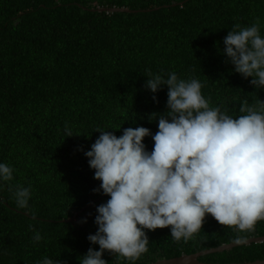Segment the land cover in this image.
Listing matches in <instances>:
<instances>
[{"label":"trees","instance_id":"trees-1","mask_svg":"<svg viewBox=\"0 0 264 264\" xmlns=\"http://www.w3.org/2000/svg\"><path fill=\"white\" fill-rule=\"evenodd\" d=\"M0 0V163L13 169L0 182V264H80L97 231L102 195L84 152L110 131L127 128L158 131L167 112V86L153 94L148 77L198 79L210 106L239 116L244 101L264 102L223 54V40L234 25L259 20L264 36V0ZM126 8L134 13L98 12ZM159 8L155 11L143 12ZM155 95L156 100H153ZM157 119L149 121V116ZM73 135L67 137L65 128ZM153 149L151 136L144 138ZM29 188L27 208L14 199ZM72 223L69 219L91 201ZM86 220V223H81ZM148 252L134 264L194 254L236 237L264 236V221L250 233L219 225L206 216L201 230L177 242L170 229L145 230ZM39 232L42 239L33 242ZM107 264H133L105 252ZM264 259V243L205 255L203 263H242Z\"/></svg>","mask_w":264,"mask_h":264},{"label":"clouds","instance_id":"clouds-1","mask_svg":"<svg viewBox=\"0 0 264 264\" xmlns=\"http://www.w3.org/2000/svg\"><path fill=\"white\" fill-rule=\"evenodd\" d=\"M223 54L234 71L264 89V36L260 23L234 25L223 40ZM167 86V112L158 117V131L127 128L117 137L101 134L84 152L99 190L110 197L97 206V231L80 264H107L103 254L137 261L148 252L145 230L169 228L174 241L187 242L211 216L239 233L252 232L264 221V102L244 101L239 116L210 106L198 79H180L175 72L148 77L145 87L157 93ZM153 100H156L155 95ZM157 119L156 114L149 121ZM67 137L74 136L65 128ZM151 136L153 149L144 138ZM13 169L0 163V182L11 181ZM19 208H27L29 188L14 192ZM82 220L81 223H86ZM42 236L36 232L33 242ZM237 236L236 244L244 243ZM37 264H54L47 257Z\"/></svg>","mask_w":264,"mask_h":264},{"label":"water","instance_id":"water-1","mask_svg":"<svg viewBox=\"0 0 264 264\" xmlns=\"http://www.w3.org/2000/svg\"><path fill=\"white\" fill-rule=\"evenodd\" d=\"M186 1H188V0H185L184 2H186ZM158 9L159 8H154L151 10H145L143 12L155 11ZM96 10L98 12H105V13H134V12H138V11H131V10L126 9V8H115V7L99 8ZM104 196L105 195H102L100 198H103ZM96 201L97 200L91 201L89 204L85 205L81 210H79L78 212H75L72 217H70L69 219L61 220L60 222L72 223L73 221H75V219L81 213H83L86 209H88L90 206H92ZM259 243H264V236L251 237V238L245 240V242L242 244H236L235 242L229 243V244H223V245H220V246L215 247V248L199 251V252L194 253V254H182L178 257H174V258H170V259H160V260H157L155 262L148 263V264H221V263H203V262L199 261V258L202 256H205V255H209V254H215V253H222L225 251H230L233 248H236L239 246H249L251 244H259ZM227 264H264V259L263 260H255L252 262L227 263Z\"/></svg>","mask_w":264,"mask_h":264}]
</instances>
